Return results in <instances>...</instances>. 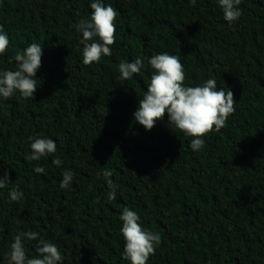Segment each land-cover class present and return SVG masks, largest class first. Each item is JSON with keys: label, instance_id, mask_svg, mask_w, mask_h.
I'll list each match as a JSON object with an SVG mask.
<instances>
[{"label": "trees", "instance_id": "1", "mask_svg": "<svg viewBox=\"0 0 264 264\" xmlns=\"http://www.w3.org/2000/svg\"><path fill=\"white\" fill-rule=\"evenodd\" d=\"M92 2L0 0L10 40L0 71L15 70V53L30 43L43 47L34 97L0 96V177L12 181L0 188V264L28 231L56 244L62 264H130L125 207L162 237L147 264H264V0H241L232 24L218 0H103L119 13L112 55L84 65L74 25L90 18ZM163 52L179 57L185 85L215 79L234 93L235 113L201 150L167 114L151 130L134 120L148 59ZM137 57L144 67L123 79L119 64ZM30 136L54 139L56 153L27 161ZM107 179L118 185L114 200ZM17 187L23 196L12 201ZM38 242L23 241L29 258Z\"/></svg>", "mask_w": 264, "mask_h": 264}, {"label": "clouds", "instance_id": "2", "mask_svg": "<svg viewBox=\"0 0 264 264\" xmlns=\"http://www.w3.org/2000/svg\"><path fill=\"white\" fill-rule=\"evenodd\" d=\"M195 5L196 0H191ZM222 8L223 16L229 24L237 21L242 15L239 5L241 0H218ZM90 18H82L75 25L78 33L82 34L80 43L84 65L98 63L102 57L112 55L111 46L115 43L116 19L118 11L111 5H105L103 0H93L90 4ZM10 44L8 33L0 25V55L6 53ZM42 48L38 43H30L22 52L17 51L14 60L17 64L15 70L0 71V96L11 98L13 93L19 91L24 98H32L38 87L35 79L41 67ZM144 58L137 57L133 61H122L119 64V72L125 80L131 79L134 74H139L144 67ZM148 64L153 69L150 83L143 97L138 101V108L134 112V120L146 130H151L158 120H162L167 114L168 122L186 136L193 137L190 147L194 151L204 148V136L211 132L219 133L227 126L228 118L236 111L233 91L229 88L217 90L215 79H207L202 85H185L186 75L184 66L179 57L167 52L156 54L148 59ZM31 154L27 155V161L39 160L42 157L54 155L57 151L56 141L42 136H30ZM53 163L62 164L59 158ZM36 173H44L43 167H35ZM60 182V188L66 189L73 179L71 170L65 171ZM102 175L106 178L112 176V172L105 169ZM12 181L8 173L0 177V188L7 187ZM111 191L108 199L116 198V185L111 179H107ZM23 193L17 188L10 191L12 201H17ZM140 215L125 207L120 215L123 222L120 232L125 241L122 258L130 261V264H147L150 256L155 254L156 248L162 243L159 233L142 227L139 223ZM24 240H38L36 246L37 256L29 258L26 253ZM63 255L56 244L39 237L35 231L21 232L15 236L10 245L7 264H62Z\"/></svg>", "mask_w": 264, "mask_h": 264}]
</instances>
